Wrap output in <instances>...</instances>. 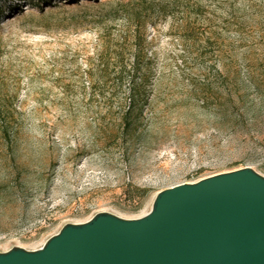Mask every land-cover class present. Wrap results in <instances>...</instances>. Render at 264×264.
I'll use <instances>...</instances> for the list:
<instances>
[{"label": "rangeland", "instance_id": "374dc122", "mask_svg": "<svg viewBox=\"0 0 264 264\" xmlns=\"http://www.w3.org/2000/svg\"><path fill=\"white\" fill-rule=\"evenodd\" d=\"M242 167L264 176V0H0V252Z\"/></svg>", "mask_w": 264, "mask_h": 264}, {"label": "water", "instance_id": "95a60500", "mask_svg": "<svg viewBox=\"0 0 264 264\" xmlns=\"http://www.w3.org/2000/svg\"><path fill=\"white\" fill-rule=\"evenodd\" d=\"M0 264H264V176L242 167L176 184L143 216L98 212Z\"/></svg>", "mask_w": 264, "mask_h": 264}, {"label": "trees", "instance_id": "16d2710c", "mask_svg": "<svg viewBox=\"0 0 264 264\" xmlns=\"http://www.w3.org/2000/svg\"><path fill=\"white\" fill-rule=\"evenodd\" d=\"M121 11L124 12V14H126L128 17H131L137 21H140L141 19V9H131V8H128V5H123L121 6ZM156 11V9H155ZM136 29H137V33L140 29V27L136 26ZM134 40L136 41L137 39H139V35H135L134 36ZM125 39V38H124ZM106 51V50H105ZM120 57H118L119 59ZM133 59L135 60V58L133 57ZM120 61L119 63V71H118V78L122 76L123 72L125 71L126 69V66L124 64L121 63V60H118ZM137 64V63H136ZM135 62L132 63V71L136 70L137 66H136Z\"/></svg>", "mask_w": 264, "mask_h": 264}]
</instances>
